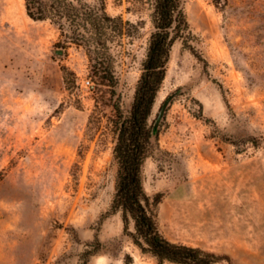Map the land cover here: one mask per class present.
Returning <instances> with one entry per match:
<instances>
[{
    "label": "rangeland",
    "instance_id": "1",
    "mask_svg": "<svg viewBox=\"0 0 264 264\" xmlns=\"http://www.w3.org/2000/svg\"><path fill=\"white\" fill-rule=\"evenodd\" d=\"M104 1L135 25L101 48L119 78L113 102L129 110L151 9ZM184 12L186 41L172 46L150 116L173 96L143 188L168 240L218 264H264V0H185ZM72 37L29 17L25 0H0V264H173L142 251L112 211L110 108L96 106L89 53Z\"/></svg>",
    "mask_w": 264,
    "mask_h": 264
},
{
    "label": "trees",
    "instance_id": "2",
    "mask_svg": "<svg viewBox=\"0 0 264 264\" xmlns=\"http://www.w3.org/2000/svg\"><path fill=\"white\" fill-rule=\"evenodd\" d=\"M127 1L134 7L148 3L153 26L129 110H124L119 101L113 102L119 78L114 64L102 57L101 48L110 32L124 36L135 25L124 21L122 16L108 15L104 0L93 7L78 6L74 0H25V6L32 19L50 20L58 25L62 35L71 31L74 42L83 45L89 53L90 75L99 96L96 106L102 104L110 108L105 116L115 138L113 155L117 173L112 211L121 213L126 228L133 224L134 231L130 232L133 241L160 262L218 264L219 258L214 253L174 243L162 234L150 209V198L143 188L142 166L150 156L159 132L154 128L155 120L150 122L155 97L165 78L172 46L177 40L186 41L188 33L185 0Z\"/></svg>",
    "mask_w": 264,
    "mask_h": 264
},
{
    "label": "water",
    "instance_id": "3",
    "mask_svg": "<svg viewBox=\"0 0 264 264\" xmlns=\"http://www.w3.org/2000/svg\"><path fill=\"white\" fill-rule=\"evenodd\" d=\"M172 97H173L172 95L168 96V97L165 99V101L163 102V104H162V106H161V108H160V110H159V113H158V115H157V118H156V120H155V122H154V128H158V126H159V124H160V121H161V118L164 116L165 111H166V108H167V106L169 105V103H170Z\"/></svg>",
    "mask_w": 264,
    "mask_h": 264
},
{
    "label": "built area",
    "instance_id": "4",
    "mask_svg": "<svg viewBox=\"0 0 264 264\" xmlns=\"http://www.w3.org/2000/svg\"><path fill=\"white\" fill-rule=\"evenodd\" d=\"M89 82V81H88Z\"/></svg>",
    "mask_w": 264,
    "mask_h": 264
}]
</instances>
